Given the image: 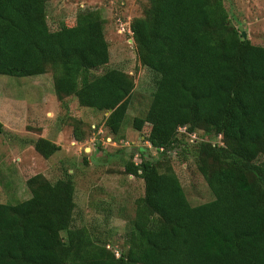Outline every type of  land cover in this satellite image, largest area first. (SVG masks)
I'll return each instance as SVG.
<instances>
[{"label": "trees", "instance_id": "trees-1", "mask_svg": "<svg viewBox=\"0 0 264 264\" xmlns=\"http://www.w3.org/2000/svg\"><path fill=\"white\" fill-rule=\"evenodd\" d=\"M147 1L130 30L154 88L132 127L148 126L145 141L159 155L125 150L124 172L142 179L144 193L126 217L123 248L75 223L69 170L54 181L37 173L27 179L28 198L0 203V264H264V46L242 37L223 0ZM46 4L0 0V74L50 70L75 141L87 138V125L68 114L69 96L111 110L105 126L118 134L134 82L118 67L93 72L109 61L105 18L80 10L74 24L52 30ZM181 130L204 137L188 151ZM34 147L46 158L61 150L42 136ZM178 149L191 154L212 200L190 203L169 161Z\"/></svg>", "mask_w": 264, "mask_h": 264}, {"label": "rangeland", "instance_id": "rangeland-1", "mask_svg": "<svg viewBox=\"0 0 264 264\" xmlns=\"http://www.w3.org/2000/svg\"><path fill=\"white\" fill-rule=\"evenodd\" d=\"M223 3L231 23L242 28L253 44L264 46V0ZM147 5V0H47L46 4L52 30L74 24L80 10L99 11L105 18L109 61L93 72L118 67L134 82L129 110L116 135L105 126L108 112L81 106L76 97L69 96L68 114L87 125V138L75 141L72 124L61 120L65 111L56 100L50 70L27 77L0 74V203L28 198L27 179L37 173L54 181L69 170L75 184V223L87 225L116 251L123 248L126 217L133 215L134 200L144 193L142 179L124 172L128 160L125 150L141 146L146 148V157L159 155L145 141L148 126L140 131L132 127L133 117L144 115L154 88V75L140 62L130 30L131 21L142 16ZM180 135L188 151L194 139L204 137L201 131L192 137L181 130ZM40 136L55 141L61 150L48 158L42 156L34 147ZM133 160L139 162L140 157L136 155ZM169 161L192 205L214 198L191 154L185 156L178 149Z\"/></svg>", "mask_w": 264, "mask_h": 264}, {"label": "water", "instance_id": "water-1", "mask_svg": "<svg viewBox=\"0 0 264 264\" xmlns=\"http://www.w3.org/2000/svg\"><path fill=\"white\" fill-rule=\"evenodd\" d=\"M241 29V34H242V37L245 39V38H247V34H246V32L242 29V28H240ZM111 110H109L108 112H110Z\"/></svg>", "mask_w": 264, "mask_h": 264}, {"label": "crops", "instance_id": "crops-1", "mask_svg": "<svg viewBox=\"0 0 264 264\" xmlns=\"http://www.w3.org/2000/svg\"><path fill=\"white\" fill-rule=\"evenodd\" d=\"M43 137V136H42ZM46 138V137H45ZM49 139V138H48Z\"/></svg>", "mask_w": 264, "mask_h": 264}]
</instances>
